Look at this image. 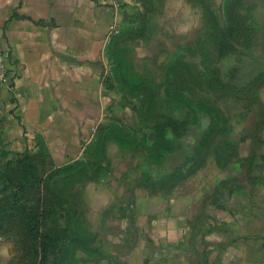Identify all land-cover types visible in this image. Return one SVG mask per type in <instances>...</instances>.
<instances>
[{"label": "crops", "instance_id": "obj_1", "mask_svg": "<svg viewBox=\"0 0 264 264\" xmlns=\"http://www.w3.org/2000/svg\"><path fill=\"white\" fill-rule=\"evenodd\" d=\"M122 11L114 0H0L19 122L54 159L75 155L99 119L102 47ZM263 92L235 98V114L221 104L200 133L114 155L86 200L100 235L80 264H264Z\"/></svg>", "mask_w": 264, "mask_h": 264}, {"label": "rangeland", "instance_id": "obj_2", "mask_svg": "<svg viewBox=\"0 0 264 264\" xmlns=\"http://www.w3.org/2000/svg\"><path fill=\"white\" fill-rule=\"evenodd\" d=\"M120 1L102 47L103 110L75 155L51 157L19 122L14 79H0V264L85 263L100 235L86 200L114 155L200 133L221 104L264 91V0Z\"/></svg>", "mask_w": 264, "mask_h": 264}, {"label": "built area", "instance_id": "obj_3", "mask_svg": "<svg viewBox=\"0 0 264 264\" xmlns=\"http://www.w3.org/2000/svg\"><path fill=\"white\" fill-rule=\"evenodd\" d=\"M114 2L117 4L119 0H114ZM8 55L4 51H0V79H3L7 82L8 78ZM10 83V82H9Z\"/></svg>", "mask_w": 264, "mask_h": 264}]
</instances>
